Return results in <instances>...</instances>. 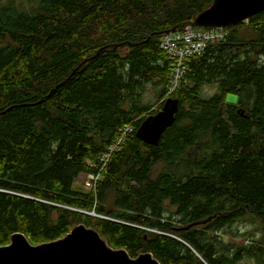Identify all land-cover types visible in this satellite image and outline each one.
<instances>
[{
    "label": "trees",
    "instance_id": "obj_1",
    "mask_svg": "<svg viewBox=\"0 0 264 264\" xmlns=\"http://www.w3.org/2000/svg\"><path fill=\"white\" fill-rule=\"evenodd\" d=\"M211 2L36 0L23 10L0 0V246L83 223L160 264L261 259L263 247L229 251L216 232L246 215L264 226V10L189 58L167 94L160 37ZM148 82L159 86L153 101L141 97ZM204 84L217 91L202 96ZM166 94L180 102L175 122L147 144L135 132ZM125 124L134 130L101 163ZM100 168L95 192L75 186Z\"/></svg>",
    "mask_w": 264,
    "mask_h": 264
},
{
    "label": "water",
    "instance_id": "obj_2",
    "mask_svg": "<svg viewBox=\"0 0 264 264\" xmlns=\"http://www.w3.org/2000/svg\"><path fill=\"white\" fill-rule=\"evenodd\" d=\"M264 10V0H212L190 22L193 26L232 27ZM226 101L235 103L237 96L227 94ZM178 98L168 97L161 108L146 116L135 135L143 142L156 145L165 130L175 122ZM0 264H160L150 253L132 257L124 248L107 244L99 232L81 223L65 236L40 244H32L22 233L11 235L10 243L0 246Z\"/></svg>",
    "mask_w": 264,
    "mask_h": 264
},
{
    "label": "built area",
    "instance_id": "obj_3",
    "mask_svg": "<svg viewBox=\"0 0 264 264\" xmlns=\"http://www.w3.org/2000/svg\"><path fill=\"white\" fill-rule=\"evenodd\" d=\"M248 20L244 21L247 22ZM228 33V27L211 26L200 27L187 23L182 29L172 30L164 33L160 37V47L168 58L169 62V82L167 85L170 94L180 84L187 69L186 61L194 56L201 55L209 44H214L223 40ZM161 102H164L168 97ZM134 130L132 124H125L118 128L116 139L110 143L104 151L99 154L101 163L106 164L112 153L119 150L122 143ZM90 165L93 163L89 162ZM96 166V165H95ZM101 169L88 172L85 175L83 186L95 192L98 182L101 180Z\"/></svg>",
    "mask_w": 264,
    "mask_h": 264
},
{
    "label": "rangeland",
    "instance_id": "obj_4",
    "mask_svg": "<svg viewBox=\"0 0 264 264\" xmlns=\"http://www.w3.org/2000/svg\"><path fill=\"white\" fill-rule=\"evenodd\" d=\"M1 1L6 2L9 0ZM12 1H14L20 9L30 10L35 4L36 0ZM157 89H159V86H155L153 82L146 83L144 89L142 90V99L144 101L155 100L156 97L154 94ZM201 90V95L206 97L215 93L217 91V88L213 84H204ZM84 180L85 175L80 174L76 178L75 186L80 189H87L83 186ZM216 233L220 236L224 244H228V247L230 248L229 251H231L232 247L234 246L246 248L250 244H257L264 248V226L256 219V217L251 215H246L237 219L235 222L227 225ZM239 264H264V254L262 255L261 259H257L252 256H244Z\"/></svg>",
    "mask_w": 264,
    "mask_h": 264
},
{
    "label": "bare ground",
    "instance_id": "obj_5",
    "mask_svg": "<svg viewBox=\"0 0 264 264\" xmlns=\"http://www.w3.org/2000/svg\"><path fill=\"white\" fill-rule=\"evenodd\" d=\"M186 24V23H185Z\"/></svg>",
    "mask_w": 264,
    "mask_h": 264
}]
</instances>
